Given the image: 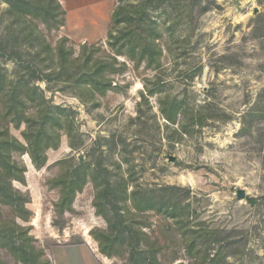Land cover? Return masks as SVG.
I'll list each match as a JSON object with an SVG mask.
<instances>
[{
	"label": "rangeland",
	"instance_id": "374dc122",
	"mask_svg": "<svg viewBox=\"0 0 264 264\" xmlns=\"http://www.w3.org/2000/svg\"><path fill=\"white\" fill-rule=\"evenodd\" d=\"M58 1L66 13L65 26L50 33L39 26L48 42L67 37L75 50L83 43L105 42L114 0ZM171 1L173 47L163 54L159 70L128 64L123 75L114 77L115 87L86 106L69 89L45 92L53 106L75 111L77 142L71 149L62 135L39 170L27 155L16 157L26 167V184L13 185L29 195L31 212L23 225L30 227L32 244L43 252L45 264H53L54 247L84 241L99 255L89 231L107 229L95 213L91 182L76 195L70 212L55 210L59 192L48 182L76 163L89 168L101 164L114 185L126 184L128 194L136 187L163 185L189 190L182 224L155 213L145 216L150 227L145 232L160 246L161 264L192 263L184 244L198 227L214 231L216 242L230 244L227 264H264V0ZM195 1L206 8L203 13L198 14ZM5 7L0 2V10ZM159 12L155 16L162 22L167 16ZM0 62L9 72L14 69L12 62ZM157 87L159 93L149 96L147 90ZM163 97L182 101L187 115L202 107V125L192 126L189 116L180 118L191 126L186 134H175L179 126L167 124L159 111ZM23 128L10 132L21 140ZM62 160L68 162L58 163ZM237 189L245 191L243 200L236 198ZM219 245L211 243L209 255ZM107 262L125 264L119 258ZM0 264L21 263L2 250Z\"/></svg>",
	"mask_w": 264,
	"mask_h": 264
},
{
	"label": "trees",
	"instance_id": "16d2710c",
	"mask_svg": "<svg viewBox=\"0 0 264 264\" xmlns=\"http://www.w3.org/2000/svg\"><path fill=\"white\" fill-rule=\"evenodd\" d=\"M0 2L6 5L0 10V60L14 64L9 72L0 62V263L1 251L5 250L18 263L45 264L43 252L32 244L30 227L23 225L31 215L27 208L29 195L13 185L26 184V167L16 157L27 155L39 170L46 165V152L58 148L62 135L68 138L71 149L77 147L73 132L75 111L53 106L45 92H54L58 86L59 92L69 89L86 106L96 95L104 96L113 89L114 77L123 75L128 64L134 69L159 70L163 54L171 53L173 47L174 23L168 20L173 15V2L114 0L105 42L83 43L77 50L67 37L51 44L39 29L42 26L50 33L65 26L66 13L58 0ZM197 2L193 6L198 4L201 14L206 8ZM159 10L167 16L162 22L155 16ZM147 92L149 96L156 95L159 88ZM158 105L167 124L179 126L178 132L174 131L177 135L186 134L191 125L200 127L203 123L202 107L187 115L184 103L175 98H159ZM188 116L191 125L181 121ZM21 126L20 140L10 129L19 130ZM109 173L99 163L93 168L76 163L51 179L49 187L59 192L54 205L57 214L70 212L76 195L91 182L95 213L107 224L106 230L89 231L99 254L107 259H124L125 264H161V248L145 232L150 228L145 216L155 213L175 225L182 224L189 208L183 201L189 190L163 185L152 189L136 187L128 194L126 184L114 185ZM248 202L254 203V199ZM190 233L191 240L184 244L185 253L193 260L188 264H227L230 254L225 250L230 244L216 242L215 232L210 229L198 227ZM186 236L184 230L182 237ZM211 243H221L213 255L208 253Z\"/></svg>",
	"mask_w": 264,
	"mask_h": 264
},
{
	"label": "crops",
	"instance_id": "0c3cea01",
	"mask_svg": "<svg viewBox=\"0 0 264 264\" xmlns=\"http://www.w3.org/2000/svg\"><path fill=\"white\" fill-rule=\"evenodd\" d=\"M53 264H108V259L95 254L87 241L82 244L56 246L51 250Z\"/></svg>",
	"mask_w": 264,
	"mask_h": 264
},
{
	"label": "water",
	"instance_id": "95a60500",
	"mask_svg": "<svg viewBox=\"0 0 264 264\" xmlns=\"http://www.w3.org/2000/svg\"><path fill=\"white\" fill-rule=\"evenodd\" d=\"M169 161H173V157H169ZM235 196L238 200H243L246 197L245 191L242 189H237Z\"/></svg>",
	"mask_w": 264,
	"mask_h": 264
}]
</instances>
